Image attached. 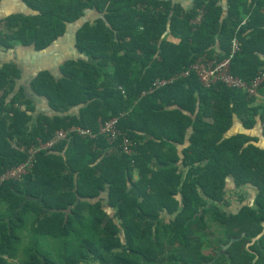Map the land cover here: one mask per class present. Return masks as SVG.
I'll list each match as a JSON object with an SVG mask.
<instances>
[{"label":"trees","instance_id":"obj_1","mask_svg":"<svg viewBox=\"0 0 264 264\" xmlns=\"http://www.w3.org/2000/svg\"><path fill=\"white\" fill-rule=\"evenodd\" d=\"M23 1L31 12L0 18L4 50H46L87 19L75 32L81 57L58 75L40 69L19 84L22 68L0 64V173L27 159L21 147L112 117L133 150L73 136L1 184L0 264H264V147L247 132L264 135V83L249 95L191 74L149 92L202 57L228 56L234 38L230 71L254 79L264 0ZM235 117L247 131L230 133Z\"/></svg>","mask_w":264,"mask_h":264},{"label":"built area","instance_id":"obj_2","mask_svg":"<svg viewBox=\"0 0 264 264\" xmlns=\"http://www.w3.org/2000/svg\"><path fill=\"white\" fill-rule=\"evenodd\" d=\"M200 18L201 15H199L195 21H199ZM239 49V41L237 38H234L228 56L222 59L216 57H202L192 63L187 69L175 74L173 77L156 80L149 92H153L156 88L164 86L179 77H187L191 74H195L204 87H211L217 83H223L229 87L243 89L249 95H259V88L264 83V71H261L250 82L233 75L230 71L231 59ZM118 120L119 117H112L105 121L100 120L96 129L79 125L61 128L56 130L47 140L40 138L37 143L32 144L29 147H21L20 150L27 153V159L0 173V185L10 179L20 180L24 175L31 172L38 153L42 151H50L57 144L63 141H68L73 136H80L89 139H99L101 136H104L109 144L108 152L112 153L120 151L127 154L132 153L133 142L118 128Z\"/></svg>","mask_w":264,"mask_h":264},{"label":"crops","instance_id":"obj_3","mask_svg":"<svg viewBox=\"0 0 264 264\" xmlns=\"http://www.w3.org/2000/svg\"><path fill=\"white\" fill-rule=\"evenodd\" d=\"M177 2H180L184 7L189 8L192 6V0H176ZM16 12H31L29 7L24 3L23 0H0V18H3L11 13ZM92 12H87L88 15H91ZM84 19V18H83ZM85 18L84 20H86ZM83 20V21H84ZM83 21L81 23H83ZM81 23L70 24L68 26L67 32L64 36L59 38L51 47H49L46 50L43 51H35L30 47H23L20 45H16L12 49L4 50L2 47H0V64H2L5 61H15L21 68H22V78L19 81V84L23 83L26 84L29 80L28 78L34 76L36 72L40 69L48 68L50 69L54 74H59L58 71V65L62 61L69 59V58H78L81 57L77 49L75 48V32L76 29L81 25ZM67 38L71 39L74 49L77 51L76 57H67L62 58L58 63L55 61L49 62L50 56L48 58L43 57L40 58L43 55H51L52 48L57 46L58 44H66ZM169 39L173 41H179V38L169 36ZM50 59V60H49ZM60 59V58H59ZM54 60V58H53ZM36 106L37 108H40L41 104L44 102L41 98H36ZM257 102H264L263 97L260 95L257 98ZM43 106V105H42ZM260 124V123H259ZM245 129L242 126V122L238 117H235V123L233 127L230 130V133H236L239 131H244ZM247 131V130H245ZM253 135H256L260 139V144L262 145L264 143V137L262 134V128L260 125H258L256 128H254L251 131H247Z\"/></svg>","mask_w":264,"mask_h":264},{"label":"rangeland","instance_id":"obj_4","mask_svg":"<svg viewBox=\"0 0 264 264\" xmlns=\"http://www.w3.org/2000/svg\"><path fill=\"white\" fill-rule=\"evenodd\" d=\"M83 20H79L78 22H75L76 24L78 23H81ZM72 24V26H74V24ZM76 54H77V51L74 49V46H73V43L71 41V39L67 38V43L66 44H58L57 46L53 47L52 48V51H51V55H43L41 56L40 58L43 59V57H46L48 58L50 56V61L49 62H53L55 61L56 63H58L62 58H67V57H76ZM54 58V60H53ZM60 58V59H59ZM54 64V62H53ZM244 192H247V191H244ZM253 191H249V198H252L253 196ZM231 205L229 207V209H236L238 206H239V202H238V199H236L235 196L231 197ZM215 233H217V230H215ZM204 250L209 254V255H213L214 254V251L209 248L208 246H205L204 247ZM94 264H98V263H94Z\"/></svg>","mask_w":264,"mask_h":264},{"label":"water","instance_id":"obj_5","mask_svg":"<svg viewBox=\"0 0 264 264\" xmlns=\"http://www.w3.org/2000/svg\"><path fill=\"white\" fill-rule=\"evenodd\" d=\"M263 137H264V135H263ZM262 147H264V143L262 144ZM230 243H231V242H230ZM230 243H229V244H226V245H223V247H222V249L220 250V252H224L225 249L230 245Z\"/></svg>","mask_w":264,"mask_h":264}]
</instances>
